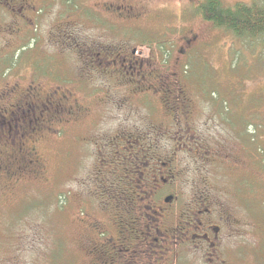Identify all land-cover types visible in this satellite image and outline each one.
<instances>
[{
  "label": "rangeland",
  "instance_id": "obj_1",
  "mask_svg": "<svg viewBox=\"0 0 264 264\" xmlns=\"http://www.w3.org/2000/svg\"><path fill=\"white\" fill-rule=\"evenodd\" d=\"M221 1L224 6H232L253 0ZM109 2L93 0L89 3V8H98L99 14L91 10L89 16L94 17L93 22L85 18L81 26L73 29L76 36L91 46L98 42L115 48L135 45L143 55L153 42L172 47L164 48L162 56L169 58V67L177 62L179 69L182 65L187 72L183 82L188 88L198 126L200 123L204 128L201 130L204 140L211 148L230 155L226 165L217 162L202 166L189 158H181V168L185 171L183 186L196 190L205 182L211 196L220 200L238 220L239 226L223 246L227 264H264V52L257 43L235 39L177 6H169L157 14L149 9L147 15L152 18L133 23L121 22L114 12L105 11L102 4ZM57 8L28 26L26 39H16L9 33L0 35V167L5 159L16 158L19 135L14 130L15 119L10 115L26 100L23 99L28 92L23 90L32 80L33 60L55 52L46 41L55 34L50 29L59 25L60 20L64 21V17H56ZM1 16L5 17L2 24L12 25V18ZM37 37L41 41H37ZM187 49H190L189 57L185 58ZM204 92H215L216 99L212 101ZM67 93L79 105L93 95L103 96L105 103L100 108L110 113H102L100 125L89 135L129 125L123 120L130 115L128 110H135L130 102L122 100L126 92ZM221 102L233 111L231 117L236 130L228 121H223L226 117L219 113ZM48 125V135H37L31 143L42 166L38 178L26 169L11 178L0 169V264H94V257L89 255L94 239L87 224L92 223V219L99 220L101 212L95 209L100 210L99 207L105 205L94 198L89 205L84 199L91 196L90 191L94 189L89 179L95 172V160L90 158V151L87 158L80 160L74 140L77 133L86 135V130L92 126L84 123L71 130L63 118ZM248 127L255 133V143L250 147L246 138ZM240 132H244L245 137L239 138ZM185 196L188 200L191 194ZM106 214L110 215L111 211ZM106 228L111 236V224L106 222ZM154 251L151 261L155 264H167L171 259L176 264H207L192 249L176 247L163 252V261L159 260L162 250Z\"/></svg>",
  "mask_w": 264,
  "mask_h": 264
},
{
  "label": "flooded vegetation",
  "instance_id": "obj_2",
  "mask_svg": "<svg viewBox=\"0 0 264 264\" xmlns=\"http://www.w3.org/2000/svg\"><path fill=\"white\" fill-rule=\"evenodd\" d=\"M92 2L0 0V14L12 18V25L2 24L5 17L1 16L0 35L9 33L16 39H26L27 27L43 15L49 16L54 7L59 11L56 17H64L50 29L55 34L46 41L55 52L34 58L32 80L23 90L28 92L26 100L11 112L19 135L16 158L5 159L0 169L11 178L25 169L38 178L42 166L36 149L31 147L37 135H48V124L55 119L63 118L71 130L86 123L92 126L87 134L77 133L74 139L79 159L87 158L90 151V158L95 160V172L89 179L94 189L84 199L89 205L92 198L105 205L95 209L101 212L99 220L92 219L87 224L94 239L89 252L94 264H155L151 261L155 249L162 250L159 260L163 261L164 253L176 247L192 249L207 264H227L222 250L239 226L238 220L211 196L205 182L196 190L185 189L181 158L202 166L217 162L226 165L230 155L211 148L204 140V128L200 123L198 126L183 82L187 72L182 65L180 70L177 62L169 67V58L162 56L163 49L171 46L153 42L143 55L135 45L115 48L98 42L91 46L76 36L73 29L81 26L85 18L93 22L91 10L99 14L98 8H89ZM199 4V0H110L102 7L108 13L114 12L121 22L135 23L152 18L147 15L149 9L157 14L169 6L200 17ZM190 49L184 51L185 58ZM67 92H126L122 100L130 102L135 110H128L130 115L123 120L129 125L89 135L100 125L102 113H110L100 108L105 103L103 96L93 95L79 105ZM186 193L191 194L188 200ZM108 210L110 215L106 214ZM106 222L113 229L111 236L106 232ZM176 263L172 259L167 262Z\"/></svg>",
  "mask_w": 264,
  "mask_h": 264
},
{
  "label": "trees",
  "instance_id": "obj_3",
  "mask_svg": "<svg viewBox=\"0 0 264 264\" xmlns=\"http://www.w3.org/2000/svg\"><path fill=\"white\" fill-rule=\"evenodd\" d=\"M197 13L204 21L229 33L233 38L257 43L259 49L264 52V2L253 0L250 3L224 6L221 0H203L197 7ZM215 94V92H204V95L206 97L209 95L212 101L216 99ZM220 112L226 117L223 121H228L227 123H230L236 130L235 121L231 117L233 111L225 102H221ZM246 132V138L248 137L249 140L248 147H250V144L255 143V133L249 127ZM238 136L239 138L245 137V133L240 132ZM244 149L246 152V146Z\"/></svg>",
  "mask_w": 264,
  "mask_h": 264
}]
</instances>
